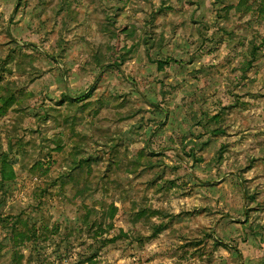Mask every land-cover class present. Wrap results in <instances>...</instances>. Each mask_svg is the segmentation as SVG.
Listing matches in <instances>:
<instances>
[{
    "label": "rangeland",
    "instance_id": "374dc122",
    "mask_svg": "<svg viewBox=\"0 0 264 264\" xmlns=\"http://www.w3.org/2000/svg\"><path fill=\"white\" fill-rule=\"evenodd\" d=\"M252 1L70 0V19L53 17L58 0H0V103L21 96L0 108L14 171L0 189V264L34 224L48 231L22 245L23 264H260L264 0L239 11ZM93 52L121 58L123 74ZM91 88L84 112L64 96ZM240 183L256 194L249 220ZM219 234L240 262L190 245Z\"/></svg>",
    "mask_w": 264,
    "mask_h": 264
},
{
    "label": "trees",
    "instance_id": "16d2710c",
    "mask_svg": "<svg viewBox=\"0 0 264 264\" xmlns=\"http://www.w3.org/2000/svg\"><path fill=\"white\" fill-rule=\"evenodd\" d=\"M23 1L28 2V0H23ZM50 1L51 0H48V2H50ZM221 1L222 0H216V3H220ZM258 1L259 0H253L252 2L247 3L243 7L239 6V11L244 13V14H247V13L251 12L252 10H254L257 7V2ZM39 3L41 5H43L42 0H39ZM57 5H58L57 13H56L55 16H53L54 18L56 16H58V15H61V13H64V14L66 13L65 16L70 18V19L74 18L72 2H70V0H58ZM43 8H45V5H44ZM260 13L264 15V3L261 4ZM0 17H1V14H0ZM218 17L221 18L222 15L219 14ZM6 32L8 33L9 36L12 35L10 28H8V29L6 28ZM13 40H12V42H15ZM17 47L20 50L24 48V47H22L20 45H17ZM30 47H32L33 49H36V50L38 48V46L36 44H33V43H30ZM20 50L14 49V50H12V52L9 55L11 56V58H14V56H15L14 53L19 52ZM92 56L96 60L95 61V64H96L95 66L99 67L101 70L104 69L105 67H108L109 69H114L118 73H122L123 72V70L121 68L123 60H121V58L117 57L114 53H110L108 55V54H105L103 52H93ZM252 64H253V60H250V61L246 62V66L247 67L252 66ZM244 68L246 69L245 66H244ZM93 89L94 88H91L90 90L87 89L85 91L84 95H79L76 98H72L67 93H64V96H65V98H67L69 100V104L71 106H73V104H75V106H77L81 112H84V111H86L88 109L89 104L91 103V101H88V99L92 96ZM8 90H10V88H7V91ZM16 97H18V99L21 98V96H17L15 91L7 93V94H2L0 108L4 107L5 109H7L10 105H12V103L14 102ZM112 100H113V98H112ZM158 105L159 106H157V107L159 109L162 108V106H160V105H162V103L161 104L159 103ZM167 110L168 109H166V114H167ZM82 118L83 117L80 118V121H82ZM76 120H77V118H75V122H76ZM223 131H225V130H223ZM213 132H214V134H218V133L222 132V129L221 128H215L213 130ZM154 142H155L154 139L151 141V143H150V140H148L149 144L146 147V151L148 153L152 152L149 149V146L152 149H154V150H156V148L158 147L157 144L154 145ZM0 148H1V146H0ZM161 149H165V148H161ZM166 149H169V148L167 147ZM162 153L163 154L166 153L167 155H175L176 157L179 158L180 163L185 164V160L181 156H178V154L176 153V151L174 149H171V150L169 149V150H167V152H162ZM8 156H9L8 152L0 153V175H1L0 189L3 190L4 192H6V182L9 181V180L14 179V171H13L11 165L8 163ZM190 156L194 160L195 159L197 160V158L195 157L194 149H192V152H190ZM170 157H172V156H170ZM194 165H196V164H193V167H195ZM226 174L227 173H223L221 177L225 176ZM191 178L192 179L196 178L193 173H191ZM243 181L246 182L245 179ZM240 185H241V183H240ZM240 193H241L242 199H244L245 193H246L247 202L249 203V206L247 208V219L249 220V217L251 216V212L256 210V209H258V208H256V206H250V203L252 201H254V199L256 198V194L252 193L250 191V188H248V187L245 188V193H244V191L242 189V185H241ZM111 207H112V209L114 208L113 205ZM2 220L5 223V226H10V225L16 226V225L19 224V223L17 224V222H15L14 224H10V220L8 222L7 218L6 219H2ZM43 230L44 231H48V228L46 226H44L43 228L38 229L36 227V224H34L33 230L31 231L30 234L19 232L17 239L12 238V240L15 242V248L13 249V253H12V256H11V260H12L13 264H23L22 263L23 254H21V252H20L21 248H22V245L25 244L26 241L31 239L32 237L36 238L37 241H39L40 236L42 235L41 233L43 232ZM263 234H264V232H263ZM115 240H116L115 238H113V239H108L107 238V239H104L103 242L106 244L108 241H115ZM190 243H191L190 245H194V246H198V247L200 245H202L203 248L210 249V251H214L220 246L225 247L228 250H230L233 253V255L236 256L239 259V262H240L241 254H240V251L237 248L236 244L228 243L227 239L222 237V235H220V234L217 235L216 238H213L211 236V241H209L207 236H206L204 239H200V240H197L196 238H193ZM260 264H264V259L262 261L260 260Z\"/></svg>",
    "mask_w": 264,
    "mask_h": 264
},
{
    "label": "water",
    "instance_id": "95a60500",
    "mask_svg": "<svg viewBox=\"0 0 264 264\" xmlns=\"http://www.w3.org/2000/svg\"><path fill=\"white\" fill-rule=\"evenodd\" d=\"M245 196H246V195H245ZM241 260H242L241 264H243V259H242V257H241Z\"/></svg>",
    "mask_w": 264,
    "mask_h": 264
}]
</instances>
